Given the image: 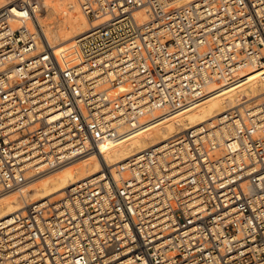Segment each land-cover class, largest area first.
Wrapping results in <instances>:
<instances>
[{"label": "built area", "instance_id": "built-area-1", "mask_svg": "<svg viewBox=\"0 0 264 264\" xmlns=\"http://www.w3.org/2000/svg\"><path fill=\"white\" fill-rule=\"evenodd\" d=\"M61 64L32 0L0 8V195L124 126L264 68V0H76ZM259 79L264 80V69ZM0 220V264H264V95Z\"/></svg>", "mask_w": 264, "mask_h": 264}, {"label": "bare ground", "instance_id": "bare-ground-1", "mask_svg": "<svg viewBox=\"0 0 264 264\" xmlns=\"http://www.w3.org/2000/svg\"><path fill=\"white\" fill-rule=\"evenodd\" d=\"M12 1L0 0V8ZM32 1L35 17L26 22L17 21L16 24H26L31 30L38 27L54 47L61 64L81 62L82 55L75 39L89 28L90 22L77 1L66 3L57 13L55 10L60 0H43L41 7L44 6V11L40 1ZM174 1L181 4L187 0ZM51 10L55 15H48ZM263 69L247 68L230 79L214 80L201 95L188 98L180 105L153 111L134 125L124 126L116 136L100 145L102 155L91 153L80 157L29 180L20 190L0 195V220L7 219L6 224L10 225L13 222L10 216L23 212L29 204L44 198L62 197L74 183L100 172L104 165L101 156L109 166H114L194 126L205 124L210 132H217L219 128L214 127L225 110L237 105L242 98L264 95V80L259 79ZM144 121L148 122V126L142 129L140 125Z\"/></svg>", "mask_w": 264, "mask_h": 264}, {"label": "rangeland", "instance_id": "rangeland-1", "mask_svg": "<svg viewBox=\"0 0 264 264\" xmlns=\"http://www.w3.org/2000/svg\"><path fill=\"white\" fill-rule=\"evenodd\" d=\"M34 1H36V2L38 1V3H39V1H40V2H41V3H40V7H41V4H43V3H42L43 0H34ZM72 1H74V0H60V1L58 2L60 5H59V7L55 10V13H57L58 11H60V10H61L60 8H61L62 6H64L66 3L69 4V3L72 2ZM181 4H182V3H181ZM43 5H44V4H43ZM76 7H77V6H76ZM43 9H44V6L41 7V10H42V11L45 10V9H44V10H43ZM53 10H54V9H53ZM55 13L51 10V12H50L48 15H49V16H52V15H55ZM87 26H88V25H87ZM258 74H260V71H259V70H258ZM148 119H149V118H148ZM143 123H145V124H143ZM143 123L140 125L141 128H142V127L145 128V126H146V127L148 126V122H147V121H144ZM143 125H144V126H143ZM138 128H139V127H138ZM143 128H142V129H143ZM17 193H18V192H17ZM17 193H16V194H17ZM56 197H57V196H56ZM56 197H55V198H56ZM55 198H54V199H55Z\"/></svg>", "mask_w": 264, "mask_h": 264}]
</instances>
